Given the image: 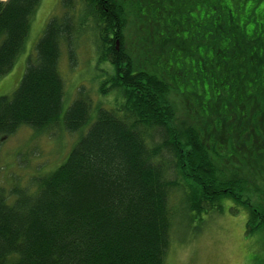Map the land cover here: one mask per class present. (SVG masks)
I'll return each instance as SVG.
<instances>
[{"label": "trees", "instance_id": "trees-1", "mask_svg": "<svg viewBox=\"0 0 264 264\" xmlns=\"http://www.w3.org/2000/svg\"><path fill=\"white\" fill-rule=\"evenodd\" d=\"M125 1L62 0L19 87L0 96V135L25 126L76 136L32 189L0 185V264H165L176 221L224 212L225 199L264 239V0H135L142 23L157 25L150 42L178 46L151 64L123 48ZM40 4L0 0V79ZM88 29L100 99L84 85L70 99L61 54L75 66L74 43ZM176 88L193 106L183 119Z\"/></svg>", "mask_w": 264, "mask_h": 264}, {"label": "rangeland", "instance_id": "rangeland-1", "mask_svg": "<svg viewBox=\"0 0 264 264\" xmlns=\"http://www.w3.org/2000/svg\"><path fill=\"white\" fill-rule=\"evenodd\" d=\"M135 2V0L123 2L127 11L124 50L141 64L144 62L151 64L155 55L165 54L169 57L171 48L178 46H170L167 43L157 45L154 42L155 46H152L150 41L157 25L154 21L147 23L145 20L146 23H142L144 18L137 14V9L133 6ZM65 11L62 0H41L31 22L25 49L19 55L12 71L0 79V96H11L19 87L32 48L43 36L49 21L54 16L63 17ZM92 30L88 29L74 43L75 66L70 63L67 48L61 54L59 69L71 92L70 99L75 96L78 86L82 85L94 97H99L97 89L102 81L100 80L102 72L96 67L98 51L93 45ZM141 35L143 36L140 37ZM146 36L148 39L145 38ZM139 38H145L144 42ZM175 41L177 40L173 39L174 43H178ZM183 51L187 52L185 49ZM106 67L105 64L101 65V68L108 70ZM176 90L172 91L170 100L177 116L183 119L187 111L192 113L193 106L190 99L182 95L179 90L177 93ZM110 99L105 96L104 102ZM71 103L68 101L65 103L64 111ZM75 139L76 136L69 133L56 137L50 135V132L39 135L25 126L10 136L0 135V185L7 188L20 185L32 189L31 178L40 175L41 172L51 171L63 163L73 148ZM173 204L176 207L177 200ZM224 204V212L203 214L201 218L194 219L190 224L180 219L176 221L171 231V243L165 264H264L263 236L259 233L250 235L246 232L248 211L244 208H238L236 212L229 211L230 206L237 209L229 199H225Z\"/></svg>", "mask_w": 264, "mask_h": 264}, {"label": "water", "instance_id": "water-1", "mask_svg": "<svg viewBox=\"0 0 264 264\" xmlns=\"http://www.w3.org/2000/svg\"><path fill=\"white\" fill-rule=\"evenodd\" d=\"M117 44H119V41H117Z\"/></svg>", "mask_w": 264, "mask_h": 264}]
</instances>
